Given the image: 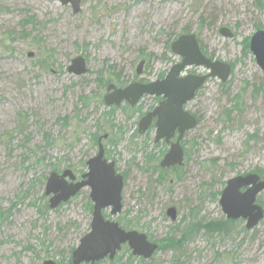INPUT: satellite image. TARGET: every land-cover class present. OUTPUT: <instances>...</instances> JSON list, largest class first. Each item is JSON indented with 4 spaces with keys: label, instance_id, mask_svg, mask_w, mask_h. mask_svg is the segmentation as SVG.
Wrapping results in <instances>:
<instances>
[{
    "label": "rangeland",
    "instance_id": "374dc122",
    "mask_svg": "<svg viewBox=\"0 0 264 264\" xmlns=\"http://www.w3.org/2000/svg\"><path fill=\"white\" fill-rule=\"evenodd\" d=\"M263 26L264 0H85L77 15L61 0H0V264H70L90 231V190L51 210L47 178L84 174L105 134V158L124 176L123 211L105 218L123 219L124 230L133 225L159 247L183 238L145 264H264V219L247 230L244 220L227 222L220 206L229 180L264 172V71L246 48ZM184 32L232 70L187 105L199 124L181 142L184 164L161 178L170 145L155 143L154 126L138 133L161 101L108 107L103 99L109 84L163 79L181 62L170 45ZM77 57L87 62L81 77L68 72ZM256 203L264 210V191ZM125 247L95 264H141Z\"/></svg>",
    "mask_w": 264,
    "mask_h": 264
},
{
    "label": "water",
    "instance_id": "95a60500",
    "mask_svg": "<svg viewBox=\"0 0 264 264\" xmlns=\"http://www.w3.org/2000/svg\"><path fill=\"white\" fill-rule=\"evenodd\" d=\"M85 0H61L63 6H71L75 15L81 11ZM220 34L233 38L227 28H221ZM250 51L254 55L259 68L264 71V30L257 31L250 41ZM171 52L181 58L164 79L148 84L133 83L126 88H117L110 84L104 97L106 106L119 107L127 103L135 107L143 97H160L163 101L153 111L144 116L138 125V132L144 135L154 123L156 128L155 143L164 141L170 145L169 152L160 163L162 169L182 166L185 151L182 140L185 135L198 126L197 117L187 110L197 92L211 78L226 83L231 75L229 64L207 58L201 49L195 34L181 35L171 45ZM144 61L137 74L141 75ZM204 68L205 75L187 73L190 68ZM68 72L76 77L88 73L87 62L83 57L72 60ZM177 137V138H176ZM98 140V153L87 161V170L78 178L72 170H64L61 174L52 172L46 182L45 196L49 197L51 210L68 203L82 190L89 189V198L93 204L90 231L84 235L72 253V264H95L109 259L114 260L124 245H127L134 257L151 259L158 251L159 245L149 241L148 236L136 230L126 231L115 220H107L104 216L110 210L112 218L119 216L123 210L124 178L116 171L115 163L105 158L103 140ZM176 138V142H172ZM264 191V180L258 174L238 176L229 180L222 191L220 206L228 220L246 221V229L252 230L264 219V210L258 205L257 197ZM172 220L176 219V210L167 212ZM43 264H56L48 260Z\"/></svg>",
    "mask_w": 264,
    "mask_h": 264
},
{
    "label": "trees",
    "instance_id": "16d2710c",
    "mask_svg": "<svg viewBox=\"0 0 264 264\" xmlns=\"http://www.w3.org/2000/svg\"><path fill=\"white\" fill-rule=\"evenodd\" d=\"M261 29H263L264 30V26L263 27H259V29L258 30H261ZM189 32H184L183 34L185 35V34H188ZM246 48L248 49V50H250V39L246 42ZM170 50H171V45H170ZM212 60H213V58H211ZM158 100H162L161 98H157ZM82 100H84V99H82ZM85 101V100H84ZM238 105V104H237ZM237 109V108H236ZM232 114V111H230L227 115L228 116H230ZM199 119V118H198ZM198 124H199V120H198ZM185 154H186V152H185ZM179 167H175V168H170V169H178ZM159 170H160V172H161V178H163L164 177V174L167 172V169H162L160 166H159V168H158ZM259 173L258 174H260V175H264V172H262V171H258ZM124 177V176H123ZM221 194H222V192H221ZM89 206H90V208H91V203H89ZM119 220V221H118ZM117 220V222L120 224V222H123V219H118ZM227 222H229V223H236V221H232V220H227ZM208 224H211V223H208ZM121 225V224H120ZM215 224H212V226H214ZM122 226V225H121ZM134 227L135 226H133V225H131V226H128V231L129 230H134ZM123 228V227H122ZM124 229V228H123ZM182 239L183 238H181L180 240H178V241H172V240H170L168 243H166V242H164L165 240H163V241H161L160 242V247H159V249H158V251L156 252V253H158V252H160V251H162L163 250V246L164 245H170V247L172 246V245H174V244H180L181 242H182ZM125 247V246H124ZM125 251H126V254H128L129 256H130V260L132 261V260H137L138 262H140L141 264H145L146 263V261H148V260H145V259H143V258H138V257H134L133 255H132V252H131V250L129 249V247L126 245V247H125ZM73 253V252H72ZM155 253V254H156ZM70 264H72V258L70 259Z\"/></svg>",
    "mask_w": 264,
    "mask_h": 264
}]
</instances>
